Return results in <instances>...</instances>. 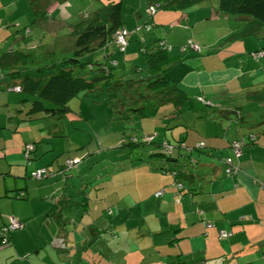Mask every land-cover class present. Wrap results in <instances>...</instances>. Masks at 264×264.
<instances>
[{"label": "crops", "instance_id": "crops-1", "mask_svg": "<svg viewBox=\"0 0 264 264\" xmlns=\"http://www.w3.org/2000/svg\"><path fill=\"white\" fill-rule=\"evenodd\" d=\"M92 1L98 3L90 6L95 8L122 2L127 9L126 28L130 30L146 22L152 24L150 31L143 32L142 41L147 44L162 41L171 47L170 54L178 62L169 76L192 96L202 97L210 105L232 101L234 110L240 114L242 107L252 105L245 95L264 90V58L257 61L251 54L264 50V28L257 34L259 39L240 38L252 18L227 15L220 11L219 0H201L182 10L162 9L153 17L148 13L149 7L165 0H136L134 4L128 0ZM18 3L0 0V33L4 32L1 39L12 34L11 26L22 27L17 24L22 18ZM52 3L60 9L67 5L64 10L68 16L57 10L51 19H42L35 26L41 34L61 35L63 21L71 19L79 1L52 0ZM6 12L14 13L15 17L7 18ZM190 40L203 47L201 54L183 50L182 46ZM138 50V42L132 43L124 59L144 68L135 63L140 58ZM1 79L2 72L0 83ZM5 88L0 84V229L13 216L23 227L9 234V242L0 245V264H264V133L258 135L251 130L247 135L241 134L244 132L233 135L232 125L225 129L222 123L217 132L202 135L210 155L219 161L217 164L224 165L229 158L237 172L228 176L224 169L218 179H210L195 194L184 191L176 202L179 206L198 207V219L180 214L178 219L167 223L169 230L161 232L163 227L147 229L145 220L130 216L133 212L124 203V197L129 189L134 193L139 183L134 174L128 178L127 171L110 175L105 165V173L100 172L102 176L94 178L88 171V164L97 156L103 160L112 158L109 147L104 148L101 141L95 152L88 155L83 151L85 141L57 149L44 148L46 131L43 127L39 130L29 127L27 124L32 122L22 114L19 101L23 92ZM250 134H256L257 141L248 140ZM237 139L246 140L239 156L231 148ZM35 143V153L28 161L25 145ZM69 157H82V161L69 173L63 172L62 166ZM136 168L129 171L134 173ZM38 170L47 171L45 181L32 178V173ZM165 176L168 177L151 174V178L161 180L153 194L171 186L175 197L174 180ZM166 189L163 196L154 197L163 198ZM184 214L188 215L187 210ZM208 224L213 226L208 228ZM220 231L232 235L221 238ZM168 232L171 234L167 235ZM158 237L166 241H158Z\"/></svg>", "mask_w": 264, "mask_h": 264}, {"label": "trees", "instance_id": "trees-1", "mask_svg": "<svg viewBox=\"0 0 264 264\" xmlns=\"http://www.w3.org/2000/svg\"><path fill=\"white\" fill-rule=\"evenodd\" d=\"M200 1L165 0L164 3L151 5L149 9L154 7L155 12L150 14L148 10V13L153 17L162 9L182 10ZM41 5L39 11L41 14H36L38 18L34 20L33 24L24 25L23 30L19 28L15 33L12 32L10 36L0 42V72L3 73V79H1L3 82L0 84L6 86L5 91L23 92H21L23 95L19 103L26 120L35 122L62 116L71 111L69 103L74 98H78L80 93L102 92L103 96L107 94L106 100L113 101L112 105H115L114 108L117 109L116 114L125 122L134 121L136 119L132 116L134 113L140 116L146 105L155 104L159 109L158 117L160 116L166 121V130H172L173 125L175 127L185 126L188 112L195 111L212 116L213 113H209L204 109L205 107H211L218 109L219 112L215 111L219 113L220 117L229 119L230 114L237 115L238 125L235 128L237 133L242 131L243 128L252 130L257 127H260V131L256 132L258 135L264 133V90L248 92L245 95L246 100L257 105V109L251 110L249 107H242L240 114L234 110L235 107L232 106V101L227 105L221 104L218 106L210 105L202 97L192 96L184 88L175 84L169 76V71L178 62L170 54L171 47L162 41H154L151 44L142 41L143 32L152 29V24L148 22L136 27L134 30L126 28L124 11L127 9H125L122 2L101 4L89 14L87 21L70 25L73 28L70 35L53 33L54 36L52 37H57L56 39L66 38L67 36L73 37L69 45H66L65 41L58 44L56 47L57 52L53 51L47 54L26 52L24 46L32 42V39L36 36L34 34L36 22L42 19H51L57 10L68 16L67 10H64L67 5H63L60 9L58 5L57 7L54 6L52 0H43ZM25 8L20 7L19 9L23 10ZM219 9L230 16L252 18L251 23L244 29L240 38L247 36L258 38L257 34L264 28V0H219ZM26 13L32 15L28 11ZM32 26L35 27L32 28ZM124 30L127 31L125 35L126 44L120 45L117 43V36ZM39 34L43 35V33ZM134 42L139 44L138 51L144 56L147 64L146 69L135 65L131 61H125V59L124 64H122V61L120 63L127 48ZM194 45L197 46V49L193 48ZM37 48L38 46H35L33 49ZM112 48L114 51H109ZM182 48L199 54L203 52V47L194 40L188 41ZM251 54L257 61L264 58V50ZM29 61L32 62L33 68L27 67ZM128 63H130L129 67L127 66ZM129 70L132 71L131 74L127 73ZM145 70L148 71L147 76L144 77L141 74L140 76H133L135 73H143ZM4 77H7V79H4ZM113 94L114 96H111ZM244 115H249L250 118L246 119ZM116 117L118 116L116 115ZM257 118L261 120L258 121ZM115 139L120 142V147H118L121 150L120 154H132L137 148L140 149L139 154L141 155L137 160H132L130 165L125 164L120 169L118 168V171L124 172L129 168L137 167L136 164L141 162L149 163L152 161L151 159L161 160V164L155 170L164 175L172 176L177 190L175 195L178 200L182 198L184 191L193 195L196 191L202 190L203 184H206L212 178L218 179L224 169L226 172L230 168L227 167L225 162L224 165L208 164L201 162L194 156L193 152L195 150L199 153L206 150L205 141L199 142L195 147H189L186 145L184 137H181L176 143L171 142L167 137L160 142L157 141L156 135L145 136L144 133L143 135L122 133ZM247 139L257 141V135L250 134ZM237 141L243 142V146L246 145L245 139H237ZM234 142L231 143V148ZM100 143L101 141L98 142V144ZM85 144L83 151L92 147L90 142ZM202 144H204L203 147H201ZM33 145L34 151L28 161L35 153L37 143ZM144 146L145 148L142 150ZM147 147L148 149L151 147L148 155L143 152ZM143 156H146L149 160H146L147 158L145 159ZM69 160L77 162L71 168H68L67 162ZM99 160L103 159L99 156ZM81 161L82 157L67 158L62 166L63 172L69 173ZM45 172L47 175V171L44 170L39 178L34 177L33 173L31 176L43 182L45 181ZM226 174L231 175L228 172ZM9 234L0 235V245L9 242Z\"/></svg>", "mask_w": 264, "mask_h": 264}, {"label": "rangeland", "instance_id": "rangeland-1", "mask_svg": "<svg viewBox=\"0 0 264 264\" xmlns=\"http://www.w3.org/2000/svg\"><path fill=\"white\" fill-rule=\"evenodd\" d=\"M10 1H19L18 5L20 7H26L24 10L19 9L18 12L21 13L20 16H22L21 20L18 21L17 24H21L22 27L21 30H23L24 25H31L33 24L34 20L38 18L37 15H40L41 12V2L43 0H10ZM47 1V0H45ZM79 3L77 4L78 10L73 13V16L71 19H67L63 24V32L61 35L71 34V31L73 28H70V25L78 24L82 21H87L89 14L95 9L93 6L96 1L92 0H78ZM130 4H134L137 1L136 0H128L127 1ZM98 6V3H96ZM32 13L31 19H26V12ZM7 14V12H6ZM37 14V15H36ZM8 16V17H7ZM11 16H14L13 14H7L6 17L9 18ZM77 18V19H76ZM35 24V23H34ZM35 26H32L34 28ZM19 28H15L14 26L10 27V33L18 30ZM38 28H34V40L32 39V42H29L27 45L24 46L26 52H36L41 54H47L49 52L56 51L57 52V45L61 44L63 41L66 42V45L70 44L71 39L73 37L67 36L66 38H58L52 37L54 36L51 33H46L43 35L39 34V31H37ZM7 31V30H6ZM0 33V42L4 39H1ZM4 36V35H3ZM35 46H38L37 49ZM30 47V48H27ZM109 51H114V49H110ZM138 52V51H136ZM139 55V59H135V63H139L144 65V68H147L146 61L144 59V56L140 53H137ZM122 64H124V58H121ZM126 61V60H125ZM31 61L27 63L28 68H33V65H31ZM126 63V62H125ZM127 66H130V63L127 64ZM129 69V68H127ZM128 74H131L132 71L129 70L127 72ZM147 76L148 71L145 70L143 73H135L133 76ZM115 94V93H114ZM111 95V96H114ZM106 95L103 96L102 92H82L80 93V96L78 98H74L69 103V108L74 111H68L62 116L59 117H51L47 118L45 120L35 121L31 124H27L29 127H37L39 130V127H43V131H46L47 138L45 140V144H43L44 148L52 147L56 148L60 146H67L71 145L74 142H82L85 141L86 143L90 142V145L94 147V149H87L85 151V154H89L90 152H95L96 145H98V142L102 141L105 145L104 148H110V154H112V158L110 160H99V156L95 158L90 164H88V171L91 172V174H94V178L99 176H102L100 172L105 173V167H109V174H113L116 171H118V168L120 169L123 165H130V162L132 160H137L138 157L141 155L139 154L140 149H135L132 154H120V142L118 139H115L119 134H140V135H156L157 140H161L164 138L165 134L166 137L173 143H176L181 137H184L187 141L186 145L189 147H195L196 142L200 140L207 141L205 138L202 137V135L206 134V132H217L219 130V126L223 123L225 126V129H229L230 125H232L231 133L233 135H236L237 131L235 130L236 126L238 125V119L237 115L230 114V118L220 117L218 109L214 108H204L209 113H213L210 115L203 114L201 112H188L186 114V121L185 126L175 127L173 125L172 130H166V121L164 118L158 117V107L155 104H148L143 108L142 114L139 116L136 113H134L132 116L136 118L132 122H125L120 119V116L116 114L117 109L114 108L115 105H112L113 101L106 100ZM109 95V94H108ZM117 95V94H115ZM110 96V95H109ZM242 96V95H241ZM241 102V100H240ZM227 103H230L227 101ZM227 103H223L227 105ZM217 104V102H216ZM228 107V106H227ZM249 109L255 110L257 109V105L252 104L249 106ZM216 110V111H215ZM219 112V111H218ZM245 113V112H244ZM247 114V113H246ZM116 115L118 117H116ZM249 115H244V118L248 119ZM160 118V119H159ZM232 119V120H231ZM109 120H111L109 122ZM258 121H260V118H257ZM184 122V121H182ZM239 127V126H238ZM50 130H53V134L57 136L56 138L53 137V134L50 133ZM244 132L241 133L243 135L248 134L251 130L247 128L241 129ZM56 131V132H54ZM252 131H260V127L252 129ZM162 137H157V136ZM108 141V142H107ZM55 143V146H51L48 143ZM59 145V146H58ZM91 147V146H90ZM145 148V146L142 148V150ZM150 148H146L144 152L146 155L149 154ZM99 146V150H101ZM138 150V151H137ZM208 147L205 151L202 153H199L197 150L193 152L194 156L201 160V162L213 164L219 162L216 160V158L213 156V154L210 155V150L208 151ZM152 152V151H151ZM56 153V152H55ZM204 153V154H203ZM95 155V154H94ZM145 159L146 156H143ZM124 160V161H123ZM146 160H149L148 158ZM149 163H138L137 168L133 172H130V168L126 170L130 174H128L127 178L129 176H132L133 174L136 176L137 181L139 182L138 185L135 188V192L131 189L128 190V192L125 194L124 197V203L129 208L130 212H133V215L130 213V216L137 217L138 219L142 221H146L145 225L148 228H158L159 226L163 227L164 229L161 232L169 230V226L167 225L168 222L178 219L180 214H183L184 217L188 216L189 218L192 216H196L198 219V211L199 208L195 207L193 204L190 206H179L176 201L178 199L175 195H173V189L171 186L168 187H162V191L166 189V194L161 199H156L153 194L154 190L156 189L155 185H159L161 183V180L158 178H151V174H156L159 176L168 177L165 175H162L160 171L155 170V168L161 164V160L155 161V159H151ZM129 162V163H128ZM99 163L98 165H95ZM128 163V164H127ZM225 163L227 167L233 166L236 168L235 165H233L232 161L228 158L225 160ZM95 165V168L93 166ZM111 169V170H110ZM237 169V168H236ZM228 170V169H227ZM227 172V171H226ZM225 173V172H224ZM165 183V182H163ZM131 199V202H130ZM70 209H73L71 207ZM188 212V215H185L184 213ZM126 215L129 216V211L126 210ZM205 214H207L205 212ZM203 214V215H205ZM209 215V214H208ZM123 220H125V217H123ZM127 221V220H125ZM131 223L135 224V221H130ZM126 228V226H125ZM127 230V228L125 229ZM18 231V230H17ZM149 232V231H147ZM133 234L136 236L137 232L134 231ZM168 234H171V232H168ZM165 240L166 238L158 237L157 240L159 241ZM168 239V238H167Z\"/></svg>", "mask_w": 264, "mask_h": 264}, {"label": "built area", "instance_id": "built-area-1", "mask_svg": "<svg viewBox=\"0 0 264 264\" xmlns=\"http://www.w3.org/2000/svg\"><path fill=\"white\" fill-rule=\"evenodd\" d=\"M155 12V8L154 7H151L149 9V13L150 14H153ZM127 34V31H121L120 34L117 36V43L120 44V45H125L126 42H125V35ZM193 48L197 49V46H193ZM204 144L201 145V147H203ZM242 147H243V142L241 141H235L233 144H232V149L235 153V155L239 156L241 153H242ZM34 151V145L33 144H26L25 145V156L27 159L30 158L31 156V153ZM77 162V161H75ZM74 161H71L69 160L67 162V167L68 168H71V166L75 163ZM227 172L229 174H232V173H236L237 172V169L234 168L233 166H230V168L227 170ZM42 174V171H38V172H35L33 173V176L34 177H37L39 178ZM164 192H159L156 194V197H160L163 195ZM212 225L209 224L208 227H211ZM23 227V224L16 218V217H11L10 220H9V224L0 230V235H8L9 233H12V232H15L19 229H21ZM220 237L221 238H227V237H230L232 235V233H228V232H224V231H221L220 233Z\"/></svg>", "mask_w": 264, "mask_h": 264}, {"label": "clouds", "instance_id": "clouds-1", "mask_svg": "<svg viewBox=\"0 0 264 264\" xmlns=\"http://www.w3.org/2000/svg\"><path fill=\"white\" fill-rule=\"evenodd\" d=\"M42 172H43V171H42ZM160 192H161V191H160ZM162 192H164V191H162ZM158 193H159V192H158ZM156 194H157V193H156ZM163 195H164V193H163ZM163 195H162V196H163ZM155 196H156V195H155ZM160 197H161V196H160ZM208 225H209V224H208ZM208 225H207V227H208ZM211 225H212V224H211ZM212 226H213V225H212ZM212 226H211V227H212ZM208 228H209V227H208ZM220 232H221V231H220ZM224 232H227V231H224ZM228 233H231V232H228Z\"/></svg>", "mask_w": 264, "mask_h": 264}]
</instances>
